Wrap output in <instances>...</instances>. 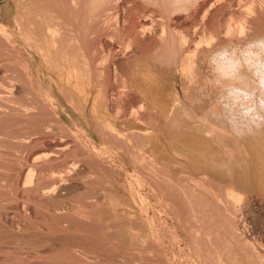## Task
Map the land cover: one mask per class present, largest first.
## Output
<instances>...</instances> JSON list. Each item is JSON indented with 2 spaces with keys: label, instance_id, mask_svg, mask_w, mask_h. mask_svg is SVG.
<instances>
[{
  "label": "rangeland",
  "instance_id": "obj_1",
  "mask_svg": "<svg viewBox=\"0 0 264 264\" xmlns=\"http://www.w3.org/2000/svg\"><path fill=\"white\" fill-rule=\"evenodd\" d=\"M89 1L0 0V264H264L260 187L243 189L235 176L233 183L194 171L185 151L178 155L165 143L166 132L157 130L163 118L152 105L141 107L136 92L120 91L123 85L134 90L129 72L147 61L168 70L184 102L183 57L198 47L195 58L203 61L196 59L194 74L201 83L212 74L207 58L227 40L257 51L264 0L192 3L214 4L210 18L192 5L188 10L191 2L173 11V0H112L105 21L84 17ZM252 1L262 10L241 33ZM140 9L162 18L163 41L143 42L140 33L130 38L127 27ZM124 14L127 29L118 30ZM78 82L103 108L90 111L96 98L85 99ZM136 120L158 132L153 144L172 158L151 152L150 139L127 127ZM111 123L116 130L107 129ZM247 158L252 174L257 163ZM230 186L233 192L226 191Z\"/></svg>",
  "mask_w": 264,
  "mask_h": 264
},
{
  "label": "bare ground",
  "instance_id": "obj_2",
  "mask_svg": "<svg viewBox=\"0 0 264 264\" xmlns=\"http://www.w3.org/2000/svg\"><path fill=\"white\" fill-rule=\"evenodd\" d=\"M117 1L123 3L122 0H117ZM209 1H211V0H209ZM111 2H112V0H90L89 3L86 5L87 8H86L84 17L86 16L87 20L95 19L98 21L99 20L105 21V18L109 16L108 14H110V13H107L108 8H106L105 6L107 5V7H108L109 3H111ZM171 2H172V4L171 3L170 4L172 6H170V4H169V6L173 7L172 8L173 11L176 9L179 10V7H182V5H184L183 7L185 8V3L191 2L189 4V7H187V9L189 10L192 7V9H191L192 12L193 11L196 12V11H199L200 9H202V11H204V14H203L204 18H206V17L210 18V15L212 16V13L215 12V9H214L215 7L213 8L214 4H212V6L211 5L207 6V3H203V4L199 3V4H195V5L192 4V3H196L197 0H173ZM258 4L259 3H255L254 1H252L248 6H246V14L247 15H245L246 17H243V20L241 22H239V26L237 28L238 31H240L241 33L244 32L245 29H247L246 27L250 26L251 21L254 19V18L252 19V16L256 17V15H258V13H260V11L262 10L261 8H259L260 4L259 5ZM148 11H150V10H148ZM158 12L159 11H156V13H158ZM171 12H172V10H171ZM183 12H185V11H183ZM139 13L142 14L141 17H139V14L135 15V16L132 15L133 19H134L133 21L137 20V22H130L128 27L126 26V22H127L126 19H128L130 15L126 16V14H124L122 17L123 23L121 24L120 29H118V30H124V29L128 28L127 33L130 36V38L131 37L137 38L136 34L140 33V39L142 38L141 41H143V42H149L150 43V41H153L152 39L156 36L159 37V39L156 38V40L158 39V40L163 41L165 38L164 36L166 33V28L163 24L162 18L158 17L159 18L158 20H153L152 18L147 17L145 9H142L141 11H139ZM116 14H118V13H116ZM160 14L158 16L161 17ZM152 16L155 17L154 15H152ZM50 19H51V17H50ZM103 21H102V23H103ZM210 23H211V21H210ZM125 26L127 28H125ZM226 27H227V30L229 32H231V33L233 32V30L231 29L232 26L230 24H227ZM233 33H235V32H233ZM231 35H235V34H231ZM137 36H138V34H137ZM240 36H241V34H240ZM181 38H183V37H181ZM260 38H261V36H260ZM179 40L181 41L180 38H179ZM254 40L255 39L253 38V41ZM183 41H184V39H183ZM228 41H230V42H228ZM232 41H235V40H233V39L227 40L228 46L225 45L226 47L221 48V50L217 49V52L213 53L214 55H212L209 59L207 58L208 64H210V67H211L212 74L209 77L207 76L208 78L203 79L204 81L201 83H200V79H196L197 75L195 77V74H194V70H195L194 68H196L195 67L196 61L198 59L202 60V56H201V58L200 57L195 58L196 51H197L198 47L195 46V44H194L193 48L191 47L194 51L190 52L193 55L187 54L189 56L188 57L186 56L185 59L183 57L184 61H182L180 59L182 61V63H180L182 66V67H180V70L182 69L181 75L183 77V80H187V82H189V84H187L188 90L187 91L185 90L186 93L184 92L185 93L184 96H186V98L188 100L185 99L184 102H181L180 99L177 97L176 92L174 91L173 83H171L168 80V78H167L168 77L167 73H169V72H167L168 70L166 68L162 67L161 64L158 65V67H157V64L153 65L154 63L150 64L149 62L147 63V61H144L145 64H143L142 62L140 64L138 61V63L135 64V66H133L129 72L130 73L129 77L131 78L130 80H132V82H131L132 85H130V86H132V89H134V90H129L126 87V85H123L122 88H120V91L127 93V95H133L134 93L132 91L136 92L135 94L136 95L138 94L142 98L141 100H143V102L141 101V104H142L141 107H145V105H148V104L152 105L151 107H153L154 110L158 112V115L160 114L163 118L162 124L157 127V130H160V132L162 131L161 132L162 135H163V133L166 132V134L163 135V137L165 138L164 139L165 143L167 141L171 145L173 150L177 149V150H174L176 152L178 150H179L178 152H180L181 150L183 152L185 151L186 157L188 155V158H189L188 162L192 163V169L194 171H204V172L209 171L214 176H218V177H224V176L227 177L228 176L227 177L228 181L230 180V178L233 179L232 177L235 176L234 179H237L236 180V181H238L237 184H240L241 185L240 187L243 186L244 188L245 187L246 188H252V187L254 188V185L256 183L257 186H255V187H258V188L260 187V189L262 190L261 192L264 193V161L262 160V157H261V155L264 157V40H263V38H261L259 40V44L256 43V46L258 44L257 49H254L255 46L253 47L252 44L250 43L251 46L253 47V49L257 50V51H253V50L248 51L249 50L248 46H250L249 43L246 44L248 42V40L245 43L246 48L248 49L247 51L245 49L242 50L243 45H244V44H241L242 42L234 43ZM255 42H258V40H256ZM197 43H199V42H197ZM218 44H215L214 46H212V49H210L209 52L210 51L212 52L213 50L215 51V48ZM109 45L112 46V44H109ZM180 46H181V44H180ZM252 47H251V49H252ZM134 55H136V53ZM183 55H185V54H183ZM140 57H142V56L138 55V59H140ZM119 59H123V58L121 57ZM119 61L120 60H118V58H117V63ZM202 61H201V63H202ZM120 62H122V61H120ZM121 64L122 63H118V65H119L118 69H119L120 74H122V72H123L122 69H124L121 67ZM78 68H79V66H78ZM168 69H170V68H168ZM85 72H87V71H85ZM196 72H198V71H196ZM78 74H79V72H78ZM58 75H59V73H58ZM65 75H67V74H65ZM58 78H59V76H58ZM64 78H65V76H64ZM72 78H73V76H72ZM72 78H71V80H72ZM61 79H62V77H61ZM61 79H59V80H61ZM76 79H78V78H76ZM73 80L75 81V79H73ZM81 82L83 83L84 81H81ZM90 82H91V80L88 83H90ZM64 83H65V80H64ZM67 83H69V81ZM74 84H76V83H74ZM77 84L79 85L80 83L78 82ZM81 84L79 85V87H81L82 91L84 89L83 93L85 94V95L81 94V96L82 95L86 96L85 99L87 98V99H89V101H90L91 97H92L93 101L95 98L97 99V100L95 99V101L93 103H91L92 107H91L90 111H97V109L100 108V106H102V108H103V105L100 101L99 96H95L94 94L91 95L90 89L87 86H86L87 87L86 89L82 88V86L85 84V82L83 83L82 86H81ZM70 86H71V84H70ZM84 87H85V85H84ZM75 88H74L75 90L78 89V87H75ZM82 91H80V92L82 93ZM70 92L72 93V91H70ZM77 94H78V92H77ZM95 94H96V92H95ZM122 94H124V93H122ZM81 96H79V97H81ZM83 96H82V98H83ZM77 99H79V98H77ZM79 100H81V99H79ZM133 101H135V99ZM133 101H131V102H133ZM185 101L186 102L188 101V103H186ZM131 102L129 101V103H131ZM135 102H138V101H135ZM135 102H133L131 104L134 105ZM80 107H82V106H80ZM146 107H148V106H146ZM103 110L104 111L106 110L105 107ZM103 121H105V120H103ZM112 122H114V121H112ZM109 124H110V122H109ZM111 124L113 126V123H111ZM127 125H126L127 127H130L132 129L135 128V129H138L140 133L142 132L146 136L148 141L150 139L149 146L147 145V148L148 147L150 148L152 146V149L150 150L151 152H152V150H154V151L160 150L159 154H162L165 158H167V161H168V158H172V157H169L170 155L168 156L166 154V152L168 150H166V149L162 150L163 148L160 149L158 147H157L158 149H156L155 145L153 144L152 138L153 137L156 138L159 136V135H156V134H158L157 131L152 130L151 127L145 125L144 123H142L140 121H137L135 123H129L128 122ZM105 126H107V125L105 124ZM112 126L108 125L107 129H110L111 131L116 130L114 128V126L113 127ZM104 129H105V127H104ZM163 130L165 132H163ZM160 139H161V137H160ZM169 144H167V146ZM171 147H170V149H171ZM251 149H253V150H251ZM250 150H251V152L253 151V153H254L253 156H252V154L251 155L249 154ZM174 151H171V155L173 153L174 154L176 153ZM141 152H139L137 154L142 156ZM178 152H177L178 155L181 154ZM177 154H175V155H177ZM183 154H181V155H183ZM248 154L250 155V156H248V158L249 157H251V158L255 157V160H256L255 164L257 163L256 164L257 168H255V167L250 168V169H254L252 174L250 173L251 170H249L247 167V165H249V164L248 163H247V165L245 164ZM230 156L232 158H230ZM158 157L159 156H155L156 159ZM173 157H175V156L173 155ZM178 157H181V156H178ZM178 157H177V159H180ZM172 162H169V163L173 164ZM177 162H179V161H177ZM247 162H249V161H247ZM252 175H253V177H252ZM230 181H232L233 183L236 182L235 180L234 181L230 180ZM232 188L230 186L229 189H226V191L227 190L231 191ZM231 192H233V190Z\"/></svg>",
  "mask_w": 264,
  "mask_h": 264
}]
</instances>
